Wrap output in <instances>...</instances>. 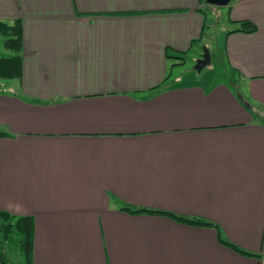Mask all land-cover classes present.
Listing matches in <instances>:
<instances>
[{
  "label": "crops",
  "instance_id": "obj_1",
  "mask_svg": "<svg viewBox=\"0 0 264 264\" xmlns=\"http://www.w3.org/2000/svg\"><path fill=\"white\" fill-rule=\"evenodd\" d=\"M211 7L0 0L23 31L22 78L0 89V210L34 219L33 264H264V0L225 6L218 47Z\"/></svg>",
  "mask_w": 264,
  "mask_h": 264
},
{
  "label": "trees",
  "instance_id": "obj_2",
  "mask_svg": "<svg viewBox=\"0 0 264 264\" xmlns=\"http://www.w3.org/2000/svg\"><path fill=\"white\" fill-rule=\"evenodd\" d=\"M236 32L254 33L256 26L250 21H241L240 28ZM22 23L17 20L15 23L7 24L0 22V35L5 38L4 46L11 50L14 55L9 57H0V79L13 80L21 79L23 75V61L20 56L22 49ZM173 59L181 60L179 65H184V56H174ZM175 65H178L175 63ZM7 133L0 132V138L5 137ZM124 209L137 213H154L162 214L168 217L177 219L188 225L195 226H213V224L201 220H192L178 218L168 212L153 211L148 209H137L130 206H125ZM34 237L35 226L34 219L28 216H14L6 211L0 210V263L13 264L11 255L20 254L24 264H33L34 254ZM221 242L229 248L247 255L246 252L239 249L234 244L225 240Z\"/></svg>",
  "mask_w": 264,
  "mask_h": 264
},
{
  "label": "rangeland",
  "instance_id": "obj_3",
  "mask_svg": "<svg viewBox=\"0 0 264 264\" xmlns=\"http://www.w3.org/2000/svg\"><path fill=\"white\" fill-rule=\"evenodd\" d=\"M212 11H210L208 13V29L209 31H207V35L208 36H212L213 39L215 41H217V44L216 42L213 44L214 47L217 45L218 47V43L220 42V35L222 34V32L224 30H227L228 29V25L225 23V16H226V7H217V6H212ZM212 13V17L215 21H212L211 20V17H210V14ZM216 14H217V17H216ZM219 19H221V22H219ZM230 27V25H229ZM5 40V38L0 35V55H4V54H7L6 53V50L4 49V43L3 41ZM219 40V41H218ZM194 57L193 55H191V57L188 58L187 60V70H194V67L197 65V62H198V59L195 60H192ZM184 66V65H182ZM185 67V66H184ZM185 67V68H186ZM2 83H4V86L5 85H10L13 83V81H10V80H0V89H4V87L1 85ZM11 261L13 264H24L20 254H13L11 255Z\"/></svg>",
  "mask_w": 264,
  "mask_h": 264
},
{
  "label": "water",
  "instance_id": "obj_4",
  "mask_svg": "<svg viewBox=\"0 0 264 264\" xmlns=\"http://www.w3.org/2000/svg\"><path fill=\"white\" fill-rule=\"evenodd\" d=\"M205 2L208 5L212 6H219V7H225L228 6L231 2V0H205ZM212 62V57L210 54V51L206 49L204 51V55L202 59L198 60L197 65L195 66V69L200 72L202 71L206 66H209Z\"/></svg>",
  "mask_w": 264,
  "mask_h": 264
}]
</instances>
